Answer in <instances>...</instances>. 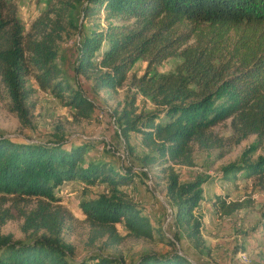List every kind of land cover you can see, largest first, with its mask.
<instances>
[{"label": "trees", "instance_id": "1", "mask_svg": "<svg viewBox=\"0 0 264 264\" xmlns=\"http://www.w3.org/2000/svg\"><path fill=\"white\" fill-rule=\"evenodd\" d=\"M79 2L83 17L98 18L102 11L104 25L94 23L82 36L75 65L76 72L92 78L96 89L114 93L137 59H145L153 69L163 59L180 57L170 72L131 77V87L156 109L133 117L131 109L119 119L122 134L132 131L139 137L145 150L141 166L158 163L165 196L174 205L172 218L187 237L200 241L201 224L192 212L202 200V181L179 183L174 170L193 165V147L216 149L220 158L227 147L253 135L238 163L222 167L221 177L240 174L264 191V0H47L25 32L14 5L0 0V88L19 122L29 110L27 77L55 96L65 94L77 115L91 113V102L61 81L54 62L57 42L71 24L70 10ZM224 122L230 129L227 136L213 130ZM65 144L0 136V224L10 218L8 209H1L7 200L32 197L35 204L24 214L23 226L34 235L40 231L28 242L0 235V264H89L66 260L70 248L59 238L70 216L51 203L52 190L65 181L106 186V193L79 203L91 242L101 240L111 247L126 235L152 237L149 218L118 189L130 185L138 172L131 167L116 170L103 161L84 164L88 145ZM258 148L262 154L250 160L249 154ZM213 205L221 215L246 206L243 200L223 197L215 198ZM117 223L124 235L118 233ZM95 260L123 264L109 257ZM131 264L193 263L172 251L146 253Z\"/></svg>", "mask_w": 264, "mask_h": 264}, {"label": "rangeland", "instance_id": "2", "mask_svg": "<svg viewBox=\"0 0 264 264\" xmlns=\"http://www.w3.org/2000/svg\"><path fill=\"white\" fill-rule=\"evenodd\" d=\"M7 1L14 5L23 32L47 2ZM82 6L83 2L73 4L68 17L71 24L66 26L57 42L54 62L60 69L61 81L77 89L91 102V113L87 117L77 115L67 104L65 94L55 96L49 90L38 88L32 77H27L25 86L30 90L29 110L23 122H19L15 113L9 111V99L0 88V136L38 142L61 140L66 142V148L84 143L89 147L83 155L84 164L103 161L116 170L125 168L116 154V151L123 152L138 174L130 185L118 189L140 206L142 213L149 218L153 232L148 239L126 235L119 244L111 247L102 245L101 240L91 242L87 238V226L83 222L79 203L106 193V186L100 182L86 185L79 181H65L52 190L51 203L61 207L70 216L59 232L61 241L70 248V252L65 253L66 260L95 264V257L101 256L131 264L146 253L177 251L193 264H264V191L254 188L252 180L240 174L228 179L221 177L222 167L232 162L238 163L243 150L254 141V136L227 147L220 158H217L216 149L193 147V165L174 166L179 183L194 179L202 181V200L192 212L201 224L200 241L190 239L172 218L174 205L165 196L166 182L158 172V163L141 166L145 150L140 145L139 137L132 131L122 134L123 121L119 119L123 112L128 113L131 109V117L156 109L148 98L131 87L132 76L170 72L181 59L177 56L168 57L154 65L153 69L148 68L145 59H137L128 70L123 85L114 93L96 89L92 78L76 72L75 65L82 36L93 28L94 23L104 25L102 11L98 18H86L82 16ZM191 41L188 40V43ZM213 130L222 136L230 134L227 122L215 126ZM260 154L262 148L251 152L248 157L253 160ZM217 197L243 200L246 206L230 215H221L213 205ZM34 204L35 198L32 197L7 200L1 209H8L10 218L0 224V235L8 234L12 240L20 242H28L39 235L40 231L34 235L31 229L23 226V216L33 209ZM164 205L168 208L169 222H165L167 211ZM115 227L119 234H125L122 225L117 223Z\"/></svg>", "mask_w": 264, "mask_h": 264}, {"label": "built area", "instance_id": "3", "mask_svg": "<svg viewBox=\"0 0 264 264\" xmlns=\"http://www.w3.org/2000/svg\"><path fill=\"white\" fill-rule=\"evenodd\" d=\"M106 145H108V144H106ZM109 147V146H108ZM116 154H117V156H119L120 157V160L123 162V164H124V167L126 168V167H134V166H131V164L129 163V161L127 160V158H126V156L123 154V152H117L116 151ZM165 206V205H164ZM166 207V206H165ZM166 211H167V219H166V221L165 222H169L170 221V219H169V217H168V208L166 207Z\"/></svg>", "mask_w": 264, "mask_h": 264}, {"label": "bare ground", "instance_id": "4", "mask_svg": "<svg viewBox=\"0 0 264 264\" xmlns=\"http://www.w3.org/2000/svg\"><path fill=\"white\" fill-rule=\"evenodd\" d=\"M131 168H136V167H131Z\"/></svg>", "mask_w": 264, "mask_h": 264}]
</instances>
